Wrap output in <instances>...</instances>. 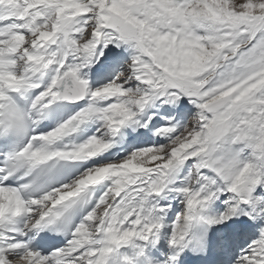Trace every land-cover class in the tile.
<instances>
[{
	"label": "snow or ice",
	"instance_id": "snow-or-ice-1",
	"mask_svg": "<svg viewBox=\"0 0 264 264\" xmlns=\"http://www.w3.org/2000/svg\"><path fill=\"white\" fill-rule=\"evenodd\" d=\"M0 264H264V0H0Z\"/></svg>",
	"mask_w": 264,
	"mask_h": 264
}]
</instances>
